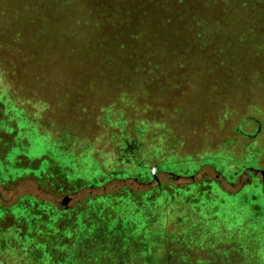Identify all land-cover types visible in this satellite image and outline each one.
I'll use <instances>...</instances> for the list:
<instances>
[{"label": "rangeland", "instance_id": "1", "mask_svg": "<svg viewBox=\"0 0 264 264\" xmlns=\"http://www.w3.org/2000/svg\"><path fill=\"white\" fill-rule=\"evenodd\" d=\"M260 1L0 0V264L65 261L29 239L3 250L2 239L20 236L25 223L55 250L79 255L85 238L73 243L75 224L34 220L43 210L34 197L54 196L31 169L53 172L47 145L69 165L55 141L112 163L122 139L136 142V161L172 157L183 175L174 183L150 166L169 191L153 225L138 228L156 240L157 256L264 264V54L249 47L264 40ZM80 196L78 206L94 213Z\"/></svg>", "mask_w": 264, "mask_h": 264}, {"label": "trees", "instance_id": "2", "mask_svg": "<svg viewBox=\"0 0 264 264\" xmlns=\"http://www.w3.org/2000/svg\"><path fill=\"white\" fill-rule=\"evenodd\" d=\"M257 2L258 5L261 3L260 0H257ZM262 37L264 38V34ZM255 44L253 48L251 47L252 44L249 46L251 55L253 53L255 56L261 55L260 53L264 54V40H258ZM46 143L48 142L43 138L41 145ZM120 143L121 148L116 154V159L112 163H107L106 160L101 159L104 158L102 155H96L97 158L89 160L84 155L85 152L65 150L55 141V146L69 155L68 158L64 159L65 163L69 165L62 166L60 162L55 160L52 154V146L47 145L43 149L48 157V163L53 166V172L48 173L44 169L45 167L43 168L47 164L43 165L42 163L31 169V174L40 179V186L48 188L49 193L52 191L54 196V199L43 198V200H39L41 198L39 196L34 197L38 203L37 210H40L43 206L42 212H35L34 220L44 223L46 219L43 221V215L50 220L52 218L56 220L57 217V220H59L61 217V221H58L57 224L58 230H66L64 229L65 224H63L64 226L61 224L67 221L70 224H75V237H72L73 243L78 240L80 235L81 239L85 238L83 246L78 250V256L72 257L67 253L68 250H66L67 252L63 249L56 248L55 250L49 237L41 235L42 228L31 231L27 223L24 224L26 230L20 231V236L16 237L14 235L16 234L15 231L13 235H8L6 239H2L3 250L9 248L24 249L25 243L29 239L34 241L36 245L44 247L45 251L41 254H47L46 256L50 258H53L54 255L63 257L65 261L53 259V262L61 261L60 264H71L74 260L78 262L80 259L82 260L81 263L83 262L82 264L86 263L83 261L84 259H90L91 264H141L140 262L144 264H171V262H174L176 254L171 251L168 252L169 250L157 256L154 248L156 240L144 238L140 235L138 228H140L143 221L149 226L153 225L156 216L153 209L154 205L161 200L162 195L165 196L169 193L158 174L151 172L150 166L154 163L157 171L162 168L165 173H170L169 179L174 183H177L183 177L182 172L177 171V163L176 161L172 162V157L169 158L170 161H164L163 157H157L158 160L152 164H150V158L153 159V157L149 156L145 157L146 161L141 159L136 161L135 154L133 155L131 152L132 147L130 148V145L136 142L122 139ZM36 170H44V173L36 172ZM52 178L57 179V182L53 181ZM113 183L117 184L116 187H121L118 190L119 193L109 189V186H113ZM159 191L160 194L156 195L155 193H159ZM84 192L88 194L87 198L89 199L87 208H96L93 209L94 213H89L90 210L85 211L84 208L78 206L82 201L80 195L83 196ZM0 201L3 200L0 198ZM15 206L21 209L19 208L21 205L15 204ZM46 206L50 209H46ZM145 208L146 212L142 214ZM57 209L58 213L56 212ZM150 209L152 210L149 211ZM71 210L75 212H69ZM66 214H68L67 217ZM95 214H97V217ZM31 226H33V223H31ZM142 231H146V229L142 228ZM135 232L137 233L135 234ZM161 236V244H164L169 237L164 231ZM86 244L90 245V248L86 249ZM66 246L65 241L61 243L60 248ZM71 246L72 243L69 248ZM34 252L38 254L40 250L34 249ZM181 254L184 253L177 252V255ZM183 260H187L186 256L183 257Z\"/></svg>", "mask_w": 264, "mask_h": 264}, {"label": "crops", "instance_id": "3", "mask_svg": "<svg viewBox=\"0 0 264 264\" xmlns=\"http://www.w3.org/2000/svg\"><path fill=\"white\" fill-rule=\"evenodd\" d=\"M63 148V147H62ZM64 149H67V148H64ZM84 155L87 157V159H91V158H97L96 155H88L86 152L84 153Z\"/></svg>", "mask_w": 264, "mask_h": 264}]
</instances>
